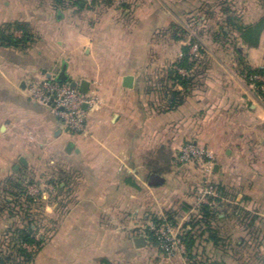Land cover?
<instances>
[{"label": "crops", "instance_id": "0c3cea01", "mask_svg": "<svg viewBox=\"0 0 264 264\" xmlns=\"http://www.w3.org/2000/svg\"><path fill=\"white\" fill-rule=\"evenodd\" d=\"M109 2L80 9L61 6L64 0H0V29L20 22L29 33L24 45L0 43V179L38 165L40 174L59 181L55 188L60 194L71 195L46 206L55 212L48 222L55 228L37 263L116 264L111 260L118 259L122 264L144 254L148 264H192L179 254L151 255L152 242L143 229L154 217L185 209L184 202L193 199L199 169L187 165L176 170L172 163L192 140L213 156L209 175L220 185L219 205L230 193L231 219L239 210L248 217L246 226L239 217L235 221L242 235L230 251L220 248L217 231V244L205 238L206 245L215 246L214 264L228 259L231 264H264V101L242 74L238 55L241 49L253 68L264 65V28L259 44L251 46L238 27L264 19V0ZM193 15L200 17L199 26L209 19H231L230 30L229 25L222 28L237 37L216 42L221 53L197 73L193 68L200 61L191 69L179 64ZM14 33L23 34L19 29ZM65 63L70 80H87L95 99L83 131L66 127L27 96L30 82L56 78ZM129 74L132 88L123 85ZM178 75L191 78L187 87ZM160 83L182 90L183 102L170 107L168 93L161 103ZM69 142L73 148L68 152ZM20 157L28 165L19 166ZM153 173L163 182L151 185ZM226 212L217 213L216 222L205 217L202 223L220 225L230 219ZM139 235L147 238L143 247L135 245Z\"/></svg>", "mask_w": 264, "mask_h": 264}, {"label": "rangeland", "instance_id": "374dc122", "mask_svg": "<svg viewBox=\"0 0 264 264\" xmlns=\"http://www.w3.org/2000/svg\"><path fill=\"white\" fill-rule=\"evenodd\" d=\"M75 1L76 0H64V3H61V6H65V8L66 7L78 8V6H76L74 3ZM87 1H88L87 4L90 5V7L88 6L84 9L94 8V6H96L97 4L103 5V4L111 3L109 2L110 0H107L108 2H104L105 0H102L101 2L98 3L96 2L97 4L95 2L92 3V0H87ZM224 7L225 8L230 7V3L229 2L224 3ZM199 8L200 7L197 6V9ZM189 19L190 21L188 22V24L190 25L191 29L190 32L185 35V37L188 43L187 47H189V51L191 52V55L196 59V61H200L201 63L200 66H195L193 68L197 73L198 69L202 67L201 65L203 64L207 65L208 63H210L212 57L216 56L217 53H221V51L218 50V48L216 49L217 47L215 44L216 42L217 43L234 42L237 37L232 33L225 35L221 32L222 26L229 25L227 22L229 21L228 19L222 20V22L220 19L217 18L209 19L206 21V26H199V21H200L199 16L193 15ZM220 32L222 34H220ZM249 83L254 86L256 94L260 97L259 99L264 101V98L261 97L258 93L259 90H264L261 87L263 84L258 86L256 85L255 81L254 84L253 81ZM159 85L161 87V94L159 95V98L161 103H165L162 102V100L167 99L168 93L171 90L168 88V85L166 83H160ZM146 86H147V90H149L151 89L152 84L149 85L146 84ZM48 109L50 110L49 107ZM189 142H192V140L185 142L184 145ZM202 147L207 149V147L205 146ZM179 150L175 154H177ZM18 165L23 167L21 162H19ZM187 165H192L194 166V168L196 166L197 169H199L197 170L198 172L196 171L197 172L196 182L193 184L192 187L193 190L192 197L194 200L193 199L190 200L189 204L188 202H184L187 203L185 205H188L187 207H185V209L182 208L178 210L176 213L175 212L173 213L172 211H166L163 214L173 215L175 219L177 232L181 233L182 235H185L186 229H189V227L192 226L193 232L196 235V244L192 251V254H194L195 257L193 259L191 257L189 258L190 255L188 254L186 248L184 253L179 254L180 259L186 262L190 261L192 264H200L202 262H205L206 264H214L213 260H215V252H216L215 246L210 244L206 245L204 243L205 238L210 237L211 231L208 229L209 227L208 225H206L207 223L204 224L200 221V220H204L205 217L201 212L202 208L199 209L196 205L198 201L197 198L199 196L200 190L203 185L202 182L204 178V173H203L204 165L202 162L194 160L186 164L175 165L176 166L175 169L181 170L184 167H187ZM200 170H202L201 171L202 174ZM39 171H40V167L38 165H33V167L30 169L28 173L10 171L9 175L6 178L0 179V256L2 258L7 257L6 259L8 261V264H38L37 257L39 255V252L42 249V247L46 244V242L50 240L51 236L54 234V228H55L54 226L52 227L50 223H48L50 220H53L50 218V215H54L55 212L53 210L52 211L53 214L52 213L50 214V212L46 210V206L48 204L54 205L57 201L61 202V200H63L64 202L65 199L68 198V196L69 197L71 196L69 192H66V195L60 194V192H58V189L55 188V186H58L59 181L58 183H56L55 182L56 178H54L53 176L52 177L44 176L40 174ZM200 174L201 177L199 178ZM222 183L225 185H229L228 180L227 181L224 180V182ZM213 185L218 189L219 195L217 197L215 204L211 208L217 211V213L222 211H227L226 217L230 219L229 220L227 219L226 222L221 223L220 225L213 223L211 230L217 231L218 237L222 238L223 242L221 241L219 243L220 248L223 250L230 251L232 247L235 245L234 243L235 239H238V237L242 235V233L241 234L236 233L235 229L237 225H234L235 221L238 220L239 217L240 220L238 221H244V226H246L248 217L246 215V212H244L243 210H239V214L237 212L235 214L236 217H233L234 219H231L229 213H231L232 211L233 203H229V202H231L232 195L230 193H228V196L225 195L224 198L225 206L219 205V197L221 196L222 193L220 191V188L217 186L220 185L219 183L217 186L214 183ZM62 208L67 210V206L65 204ZM223 209H227V210H223ZM53 217H55V215ZM214 221L216 222V217L214 218ZM29 227L31 232L29 231ZM143 229L145 230V234L149 238L148 235V233L150 232L149 226ZM29 232L32 235V237L35 238V242L33 243L24 242V240L22 239L23 234ZM130 235H132V233ZM231 236H234V239ZM151 242H152V246H150L151 255L154 256V254L155 255L159 254L161 257L164 258L170 257L164 253V251L161 249V247L157 242H155L154 240H151ZM155 245L157 247H155ZM23 249H25V251L30 255H27V253L23 252L22 251ZM146 256L144 254L143 255L139 254L131 257L129 256L127 263L123 261H121V263L148 264L149 261L147 260ZM111 261H112L111 263H116V262H117L116 264L120 263L119 262L120 260L118 259L117 260L112 259ZM225 264H231V259H228Z\"/></svg>", "mask_w": 264, "mask_h": 264}, {"label": "built area", "instance_id": "2783aa9c", "mask_svg": "<svg viewBox=\"0 0 264 264\" xmlns=\"http://www.w3.org/2000/svg\"><path fill=\"white\" fill-rule=\"evenodd\" d=\"M254 81H262L264 89V77L254 75ZM27 96L34 102L50 108L66 127L76 131H83L86 127L88 108L93 105L95 99L88 93H82L78 88L72 87L69 82L58 81L55 77L30 82ZM211 152L195 142H189L174 155L173 165L186 164L197 160L204 165V178L202 188L197 198V207L213 206L219 195L218 189L213 185L209 173L212 171ZM205 163V164H204ZM149 230L153 233L157 243L168 256L184 253L186 243L183 235L176 230L175 222L168 215L161 214L158 221L149 223Z\"/></svg>", "mask_w": 264, "mask_h": 264}, {"label": "trees", "instance_id": "16d2710c", "mask_svg": "<svg viewBox=\"0 0 264 264\" xmlns=\"http://www.w3.org/2000/svg\"><path fill=\"white\" fill-rule=\"evenodd\" d=\"M87 2H88L87 0H76L74 3L76 6H78V8L83 9L88 6L90 7V5L87 4ZM93 2H96V0H92V3ZM228 20H229L228 30H230L229 29L231 25L230 22H232V20L231 19H228ZM238 27H239L241 38L243 39V41L248 45L257 46L259 44L261 33L264 28V19L260 20L257 23L251 24V25L239 24ZM15 29L21 30L23 32L22 36L20 37L16 36L14 33ZM228 30H226V28H222V31L225 35L229 34ZM28 37H29V33H28L27 27L20 22H16L15 24H11V23L6 24L0 29V43L4 45H15V46L24 45V43L28 41ZM238 51L240 52L238 53V55H239V59L241 60L242 74L245 76V79L249 82H252L253 81L252 77L254 75H261L264 77V65L261 67H257V68H253L247 65L245 61V57L241 54V49ZM195 60L196 59L190 54L189 47L187 46L184 47L183 56L181 60L179 61V64H181L187 69H191L193 64L195 63ZM178 78H179L180 83L184 87L188 86V82L191 79V78H186V77L183 78L181 75H178ZM255 83L256 85L260 86L262 84V81H255ZM258 93L261 97L264 98V90H259ZM169 94H170V99H169L170 107L179 106L184 100V95L182 94V90H171ZM201 212L204 217H216L217 216V211L213 210L211 206H203ZM167 215L172 221L175 222L173 215H169V214ZM158 217H154L152 220L158 221ZM200 221L202 222V220ZM208 227H209L208 229L211 231L210 239L213 240L217 244L219 241V238L216 235V231L211 230L212 228H210L209 225ZM29 231H30V227H29ZM30 232L23 234L22 239L24 240V242H27V243L35 242V238L32 237ZM148 235H149V239L157 242L156 238L154 237L151 231L148 233ZM183 238L186 243L188 254L190 255L189 258L191 257L193 259L195 255L192 254V251L196 244V235L193 232L192 226L189 227V229H186L185 235H183ZM22 251L27 253L25 249H23ZM27 255H30V254L27 253ZM6 258L7 257H3L6 264H8V261ZM200 264H206V263L202 262Z\"/></svg>", "mask_w": 264, "mask_h": 264}, {"label": "water", "instance_id": "95a60500", "mask_svg": "<svg viewBox=\"0 0 264 264\" xmlns=\"http://www.w3.org/2000/svg\"><path fill=\"white\" fill-rule=\"evenodd\" d=\"M66 70H67V64L65 63L61 71L59 72V74L56 76V79L61 82H69L72 85V87L78 88L82 93H88L89 82L87 80H82L80 83H78L77 81L70 80V77L67 74ZM48 77H51V75H48ZM123 85L129 88H132L134 86V76L130 74L126 75L124 77ZM72 148H73V143L69 142L67 144L66 150L69 152L72 150ZM20 162L23 165H28V161L24 157H20ZM162 182H163V178L160 175L156 173H153L151 175V178H150L151 185H159ZM134 242L137 247H143L147 244V238L145 235H139L135 237ZM0 264H6V262L1 256H0Z\"/></svg>", "mask_w": 264, "mask_h": 264}]
</instances>
